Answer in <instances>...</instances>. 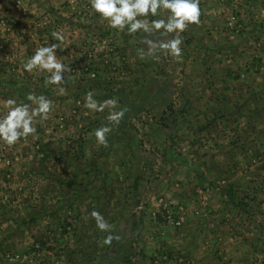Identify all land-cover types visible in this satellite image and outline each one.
Returning <instances> with one entry per match:
<instances>
[{"label":"crops","instance_id":"0c3cea01","mask_svg":"<svg viewBox=\"0 0 264 264\" xmlns=\"http://www.w3.org/2000/svg\"><path fill=\"white\" fill-rule=\"evenodd\" d=\"M216 1L200 0L201 22L198 25L188 26L190 35L194 34L197 40V45L191 47L189 60L183 58L184 56L175 58L163 54L158 59L148 56L140 59L137 49L145 47L141 43L144 34L129 35L126 30L123 33L117 32L121 43L115 41L113 45L115 47L109 48L112 51L109 57L104 58L110 64H113L112 62L118 64L117 73L112 74L114 78L109 77L111 80H106L110 84L99 94H94V99L102 102L116 98L119 107L127 108L128 111L119 125L114 126L113 131L108 135L107 146L99 145L94 135L95 129L108 125L106 117L102 123L93 125L95 120L90 119L78 139H70L66 133H61L67 137L63 138L61 146L67 151L71 147L74 149L68 151L67 156L64 154L65 151L61 152L58 149L61 156L52 158L55 160L51 163L55 167L61 166L58 170L62 174L61 182L55 180L57 173H54L56 171L54 170L49 189L42 192L48 196H62V202L51 200L47 203V207L35 210L37 217L30 220L39 221L35 223L36 226H45L48 222L47 218L39 220L38 217H47L51 211L62 208L70 215L68 218L65 216L68 221L76 219L75 223H78L79 229H82L81 239L89 244V237L85 235L84 228L94 221L90 213L95 210L102 214V196H108V210L112 209V196L116 197L118 195L116 192L119 190L115 185L118 182V168L128 170L124 172L123 177L131 193V198L126 200V215L121 219H109V225L110 222L114 223L111 234L118 235L120 240H113L111 245L102 246L100 239L97 241V247L93 245L87 251L76 253L82 255L77 258L78 261L86 260L87 264H149L156 251L169 257L159 264H264V74H262L264 28L258 26L256 22L254 23L256 26L252 29L247 26L245 20H249V16L245 9L240 8L239 16L243 21L244 32L237 35L240 36V39L237 38L238 41L234 40L235 31L226 25L230 14L227 15V11H223L222 7L214 12L207 11V8ZM232 1L241 3L243 7L246 6L244 8H247L249 2L248 0ZM232 1L219 0L222 4L228 5H233ZM16 2L21 3L23 0H0V7L1 4H7L12 8L10 12H15ZM31 2L46 4L41 10L31 3L33 8L29 12L35 18L39 14L60 18L59 15H64L65 12L59 11L60 6L57 4H76L78 11L72 12L73 15L93 20L96 28L102 31L108 30V26L101 27L105 20L91 9L89 0H31ZM219 2L214 4L215 8L219 6ZM235 13L232 12V15L236 16ZM263 15L261 12L257 17L262 23L264 17L260 16ZM23 16H26L25 9L20 10L18 14L19 18ZM162 16L163 14L158 17L149 16L148 19L162 18ZM19 20L17 19L18 22ZM18 22H15V25H18ZM15 25H11V28L15 29L17 27ZM85 30L87 31L88 28ZM112 30L111 28L109 32L112 33ZM188 30L187 28L186 31ZM45 35H49V31ZM251 37H253L252 41ZM152 38L160 37L156 34ZM37 42H40L39 46L30 44V49L17 44L15 47L22 52L18 56L21 58L13 61L25 63L34 54L36 48L50 44L60 45L56 43L58 42L56 39L48 36ZM183 45L184 40L181 45L182 51ZM250 45L253 49L256 45L261 49L259 52L251 53L247 49ZM115 51L119 53L123 51L125 55L118 53L120 56L118 60ZM8 59L12 60L10 55ZM79 59H67L64 64L75 66L77 69L83 61ZM169 64L171 70L168 73L162 72V67ZM216 65H221L224 74L216 79L212 78L219 84V89L216 87L217 90H214L215 93L185 89V83L190 80L198 81L196 74H192L191 71H189L191 75L187 74L188 66H203L212 70L210 72L212 76V73L218 72L213 70ZM234 66L237 68L233 70L236 74L230 75L229 72L232 70L230 68ZM77 71L80 72L79 69ZM32 73L35 79L44 84L49 75L39 70H33ZM133 74L135 75L132 76ZM167 75L172 76L167 78ZM229 78L238 79L241 83L233 86ZM126 84L129 85L124 86ZM23 88L17 97L24 103H31L26 100L30 93H35L37 96L48 95V91L40 86L34 91V86L30 88L27 81ZM84 89L86 90V87ZM6 91L8 90L0 87V116L6 112L4 101L17 98L16 94H13L16 92L6 93ZM58 96L63 95L58 94ZM200 98L203 101L200 102ZM94 113L101 117V112ZM215 115H224V119L221 117L218 119ZM54 131L59 132L56 129ZM89 132H93L92 138L88 137ZM173 132H180L183 136V140L177 143L180 151L183 150L181 154L175 152L171 154L176 146ZM28 137L21 138L12 146L0 141L1 150L7 153L3 159L7 161L11 158V154L15 155L16 152L19 157L23 156L22 159H25L23 153L26 150V153L30 154L29 160L44 162L50 158L53 149L49 148V152H46L44 148L50 143L60 144L58 140L44 142L39 139H34L30 143ZM98 148L110 150L102 154L99 151L98 154L97 151L100 150ZM74 150L76 155L72 156L70 152ZM183 154L188 158H182ZM103 164L108 165L105 171H102ZM15 169L9 170L15 172L13 175L12 173L8 175L9 172L5 174L0 169V177L5 175V179L9 181L17 175L20 180L30 173ZM37 171L39 172L37 177L30 173L32 178L42 176V171ZM102 177L108 180V182L104 181L103 188ZM97 180H100L98 184H96ZM191 181L195 184H191ZM36 182L37 180L34 179L32 185ZM33 189H37V192L44 196L39 186ZM196 189L202 192L200 197L202 202L196 194ZM33 191L26 195L22 193L20 187L16 191L14 188L12 190L13 193L23 196L26 202V199L33 195ZM116 199L114 207H117L118 198ZM162 199L184 205L185 217L180 226L172 227L157 219L156 200ZM0 201H4L3 198ZM35 201L37 202V198ZM29 205L30 208L31 202ZM6 208L2 207L0 212L2 214L7 212ZM16 209L20 210L21 204H17L16 207L13 203L12 210L16 211ZM5 225L7 224L4 220L0 219V227ZM16 225L17 222L13 218L12 227L7 230V234L0 236V250L4 243L16 240L18 233L20 237L21 233L18 226L16 230ZM66 226H72V223ZM95 227L94 223L92 228ZM40 236L45 239L44 234ZM93 243L95 244V240ZM59 252L62 253V250ZM170 252L176 255L175 258L171 257ZM137 253L142 256L138 257ZM46 258L49 259L48 254Z\"/></svg>","mask_w":264,"mask_h":264},{"label":"rangeland","instance_id":"374dc122","mask_svg":"<svg viewBox=\"0 0 264 264\" xmlns=\"http://www.w3.org/2000/svg\"><path fill=\"white\" fill-rule=\"evenodd\" d=\"M29 1V2H27ZM23 0L21 3H17V10L15 12H10L12 10L11 7H8L7 4H1L2 7H0V87H4L6 90V93L10 92H16L13 94H16V97L18 96L19 91H22L23 86L25 85L26 81L29 82L30 88H33L34 91L37 87H41L43 90L48 91L47 98L50 99L53 102L52 111L49 113L47 119L42 118H36L34 120L33 126L37 128L36 136L28 137L30 138V143L34 139L44 140V142L47 141H59L60 144L50 143L48 144L44 150L46 152H49V148L51 149L50 152V158L48 160L42 161H36L34 162L32 160H29L30 154L23 153L25 155V159H22L23 156L19 157L17 152L15 155L11 154V158H8L7 161L3 159V157L7 154L4 150H1L0 147V169L4 171L5 174L9 172V170H25L27 172L32 173L35 177H37V173H39L37 170H41L42 176L40 178H32V176L29 174H26L23 179L17 178V175H15V178H11V180L5 179L6 176L0 177V199L3 198L4 201H0V210L2 207H7L5 211L2 214L0 212V219H3L5 224L4 227H0V236L7 234V230L12 227L13 224V218H15L17 225L16 230L18 226V230L21 233L20 237L16 236V240L9 241L7 243H4L3 247L0 250V264H87L88 261H78L77 259L79 256H82L81 254L76 255L79 251H87V249L93 245L96 247L98 240H103L104 237L108 234L107 232L100 231L97 227L92 228L94 226L95 221H92L93 223L90 224V226H86L84 228V233L86 236L89 237L90 243H84L82 238V229H79L78 223H75L76 219L73 221H68L67 218L70 216L69 214H66L67 211L60 209H51L53 211L50 212V214L47 217H38L37 219H44L47 218V223L45 226H36L35 223L39 222L36 219L30 220L31 218L34 219L37 217V213L35 210L41 209V207H47V203L51 200L55 202H62V196H52L42 192L45 189H49V186L51 185L50 180L51 176L54 173H57V177L55 180H58L61 182V172L58 170L61 166H52V163L55 159H52L56 156H61V153L58 151V149L61 150V152L65 151L64 154L67 156L68 151L71 149H74L73 147L69 148L67 151L65 147L61 146L63 143V138H67L66 136H63L61 133H66L67 136L70 139H78L80 136V133L84 130L90 122V119H94L95 122L92 123H102L104 118L108 115V112H101V117L97 113H94L84 107V97L88 91H93L94 94H99L103 89L107 88L109 82H106V80H111L112 77L115 76L112 75L116 72L118 64L108 63L107 60H104V58L109 57V53L111 48H114L115 43L118 41V43H121L119 41V34L117 35V32H119L116 29H113L112 33L109 32L111 29L108 25V22L105 21L102 23L101 27L107 28L108 30L102 31V29H98L95 26V23L93 20H88L85 17L78 18L77 16L73 15L72 12H77L76 10V4H67L64 3L60 6L59 11L64 10V15L60 18L58 17H52L47 15H41L39 14L38 17L32 16V14L29 12L30 9L33 8L32 4H34L35 8H40L43 10L46 6L44 2H31V0ZM232 1V0H231ZM247 8H244L246 6H242V4L236 3V1H232L233 5L231 4H222L217 0L215 3H218V7L215 8V3L212 4L207 8V11L212 10L210 12H214L217 8L222 7L223 11H227V15H229L227 18V27L231 28L234 32L233 38L234 40H237V38L240 36H237L238 34L243 33V21L242 18L239 16L240 14V8L245 9L249 20H245V23L247 26L254 28L256 24L258 26L264 28V23L262 21H258L257 17L258 14L263 12L264 14V0H248ZM241 2V0H240ZM32 3V4H31ZM55 6V5H54ZM213 7V9H211ZM26 10V16L18 17V14H20V10ZM50 8V7H49ZM85 8V6H84ZM240 9V10H239ZM51 10H53L51 8ZM236 12L235 15H232V12ZM220 12V11H219ZM245 12V11H243ZM58 15V14H57ZM55 16V15H54ZM256 16V17H255ZM261 18L264 17L260 16ZM17 19H20L19 22ZM15 22H18V25H15ZM96 22V21H95ZM212 22V21H211ZM22 23V24H21ZM15 25V29L11 28V25ZM106 24V25H105ZM20 26V27H19ZM72 27H74L72 29ZM191 27V26H190ZM88 28L86 31L85 29ZM188 31H184L182 33V38L184 40L183 45V55L181 57L190 59L189 54L192 50V46L197 45V40H195V35H190V28L188 27ZM52 30V32H51ZM49 31V35L47 34ZM60 31L65 35L64 41H58L56 43H60L57 48V59L60 60L63 64L64 61L66 62L67 59H77L81 63L79 64L80 72L77 71L75 66H70L69 64L67 66H70L72 69L71 72L65 73L64 75V82L60 86L56 85H48L43 83L42 81H38L35 79V75L33 73H29L23 70V64L24 63H18V65L14 66L16 63L13 61L15 59H20L18 57L22 52H19L17 48L15 47L17 44L24 45L25 47L29 48L30 44H34L35 46H39L40 42H37L39 40H42L46 36L51 37L55 39L52 36L53 32ZM102 31V32H101ZM97 33V34H94ZM121 34V33H120ZM45 35V36H44ZM121 36V35H120ZM250 37V36H249ZM206 38H204L205 41ZM238 39V40H239ZM34 40V41H33ZM237 40V41H238ZM253 40V37H251V41ZM116 41V42H115ZM199 41V40H198ZM42 42V41H41ZM11 43V44H10ZM240 43H238L239 45ZM256 48H252L250 45V48H247L249 52L257 51L259 52L261 47L255 46ZM252 48V49H251ZM30 49V48H29ZM119 50V49H118ZM117 53L118 60L120 58L119 54L125 55L123 51L119 53V51H115ZM119 53V54H118ZM129 54V53H128ZM10 55L11 61H9L8 56ZM253 55V54H250ZM72 56V57H71ZM101 57V58H99ZM124 59L127 60V58L124 56ZM172 59V58H171ZM14 62V63H13ZM171 64L167 66L162 67V72L168 73L171 70ZM221 65H216L213 67L214 71H218L215 73H212V76L210 75V72L212 70L206 69L203 66H194V67H187V74H189L191 71L192 74H196L197 76V82H192L191 80L187 83H185V89L186 90H195V91H209L212 93H215L217 89H219V84L214 81L212 78H217L222 76L224 74V70L221 69ZM225 68V67H224ZM226 69V68H225ZM232 69L229 74L234 75L236 72L233 70H236L237 68L231 67ZM139 70V69H138ZM264 71V69L262 68ZM91 72V74H90ZM135 72V70H134ZM256 71H254L255 73ZM260 72V70H259ZM106 73V74H102ZM68 74H71L70 76ZM80 74V75H79ZM264 74V72H262ZM131 75V74H129ZM133 74L132 76H134ZM88 76V77H87ZM172 76V75H167ZM11 79V80H10ZM10 80V81H9ZM229 80L233 83V86H235L237 83L240 84L241 82L238 81V79H232L229 78ZM87 84L85 85V83ZM126 83V81H124ZM205 82V83H203ZM102 84V85H101ZM129 84H126L124 86H128ZM58 87H64L66 89V95H63L61 97L58 96ZM86 87V90L84 89ZM217 87V89H216ZM243 88V86H241ZM215 90V91H214ZM11 93V94H12ZM54 94V95H53ZM116 99V98H112ZM17 102H21L20 98H16ZM200 102L203 101L201 98L199 99ZM119 102V101H118ZM205 102V101H204ZM203 105V104H202ZM107 110V109H106ZM171 111V110H170ZM223 111V110H222ZM218 119L221 117V119H224V115L219 116L215 115ZM98 117V118H96ZM168 120V119H167ZM227 120V119H226ZM181 122V119H180ZM185 123V121H184ZM183 123V124H184ZM179 124V123H178ZM224 124V123H223ZM58 125V126H57ZM59 132H55L54 130ZM88 130V128H87ZM140 132V131H139ZM175 135V147L172 149V153L174 152L176 154H181L182 151H180L179 147H177V143L183 140V136L180 134V132H173ZM88 137H93V132H89ZM204 139V137H203ZM33 148V147H32ZM35 148V146H34ZM77 148H75L76 150ZM100 150L97 151V153L100 154L104 153V151H109V148H98ZM102 149V150H101ZM126 149V148H125ZM177 149V151H176ZM71 151L70 154L72 156L76 155V151ZM31 152V150H30ZM28 152V153H30ZM82 154V153H80ZM86 154L89 153L86 151ZM127 155V154H125ZM181 156V155H180ZM182 158H188L184 154L181 156ZM132 158V157H131ZM128 161V160H127ZM62 163V162H59ZM129 163V162H128ZM63 165V164H62ZM113 166V165H112ZM128 166V165H127ZM108 165L105 164L102 165V171L107 169ZM113 169V167H112ZM54 170H56L54 173H52ZM122 170V171H121ZM133 170V167L131 168ZM128 171V170H127ZM126 169H122L121 167L118 168V182L115 184L116 187L118 186L119 190L116 192L118 194L116 197L112 196L111 202H112V209L108 210L109 208V199L108 196H102V208L103 212L102 215L104 216L105 220L109 224V219L116 218L121 219L126 215V208L125 205L127 203V199H130V190L129 185H127L126 181L123 180V177L125 175L124 172H127ZM12 173L15 174L14 171L9 172L8 175ZM37 180L35 185L33 181ZM107 179L102 177V188L103 183ZM8 181V183H7ZM100 180L96 181V184L99 183ZM191 184H195V182L191 181ZM89 185V184H88ZM36 186H39V190L41 189V192L44 196H41V193L37 192V189H33ZM20 187L23 194H28V192H32L33 195L31 198H27V202L25 201L23 196H20V194L17 195V193H13V188L15 191L17 188ZM6 188V189H2ZM201 191L200 188H197ZM196 189V194L198 195V198L202 196V192H199ZM195 192V191H194ZM37 198V202L35 201ZM48 198V199H46ZM118 203L116 204L117 207H114V200H117ZM42 199L38 202V200ZM141 199V198H140ZM31 202V207L29 208V202ZM158 202V209L156 211V217L159 221L161 219L157 216V213L162 208L161 204L165 203L169 206V208H173V210L177 207L184 210V205L179 204L176 201L172 203L162 200H156ZM200 202L201 198H200ZM199 202V203H200ZM13 203L21 204V209L16 211H13ZM177 203V204H176ZM54 204V203H52ZM173 206V207H172ZM202 206V204H201ZM62 207V206H60ZM175 207V208H174ZM34 209V210H33ZM42 211V210H40ZM41 213V212H40ZM193 214L196 215L195 212ZM77 217V216H76ZM184 217H185V210H184ZM24 221V223L21 224V221ZM184 220V218H183ZM64 222V223H63ZM162 222V221H161ZM183 222V221H182ZM20 223V225H18ZM72 226H66V224H71ZM164 224H167L172 227H178L171 225L170 222H163ZM60 224V225H59ZM113 222H110L111 226V232L113 231ZM96 226V224H95ZM44 234L45 239H42L40 235ZM36 236V237H35ZM72 240V241H71ZM75 240V241H74ZM93 240H95V244L93 243ZM12 244V245H11ZM84 244V245H82ZM62 250V253L59 252ZM66 250V251H65ZM156 249H154L155 251ZM47 251V252H46ZM49 252V253H48ZM48 258L47 259V254ZM155 256H152L151 262H148L149 264H159L161 259V256L166 255V259H169L167 254H159L155 251ZM158 253V254H157ZM171 253V252H170ZM45 255L46 257L44 258ZM62 256V257H61ZM138 257H141L137 253ZM175 254L171 253V257L175 258ZM158 259V262L155 263ZM164 259V260H166ZM69 260V262H68ZM74 262V263H70Z\"/></svg>","mask_w":264,"mask_h":264},{"label":"clouds","instance_id":"9594fccd","mask_svg":"<svg viewBox=\"0 0 264 264\" xmlns=\"http://www.w3.org/2000/svg\"><path fill=\"white\" fill-rule=\"evenodd\" d=\"M91 9L103 20L108 22L112 29L129 35L143 33L141 43L144 48L137 49L140 59L146 56L158 59L161 54L179 58L182 55V33L189 25L200 24V0H89ZM162 18L151 19L148 17ZM159 34L158 39L152 37ZM57 41H64L65 35L60 31L52 33ZM170 37V38H169ZM57 44L36 48L34 54L23 64V70L33 72L39 70L49 75L45 81L48 85L60 86L64 82L65 73L71 72L57 59ZM59 95H66L64 87H58ZM26 100L31 103L20 102L14 98L4 101L6 112L0 116V141L8 146L15 145L21 138L34 136L37 129L33 126L36 118L47 119L52 111L53 102L44 95L35 93L27 95ZM84 107L92 112L108 110L106 121L108 125L101 126L94 131L99 145L107 146V137L118 126L127 108H120L116 99H106L98 102L94 99V92L88 91L84 98ZM96 227L109 233L100 242L101 245H111L113 240L119 241L118 235L111 234V226L104 216L93 210L90 213Z\"/></svg>","mask_w":264,"mask_h":264},{"label":"built area","instance_id":"2783aa9c","mask_svg":"<svg viewBox=\"0 0 264 264\" xmlns=\"http://www.w3.org/2000/svg\"><path fill=\"white\" fill-rule=\"evenodd\" d=\"M161 207L162 208L157 213V216L161 219L162 222H165V223L170 222L171 225H174V226H178L182 223L183 218H184L183 208L179 210V208L177 209L176 207L173 210V208L170 209L169 206L166 205L165 203H162ZM166 258H167L166 255H164V256H161L160 260H164ZM154 262L157 263L158 259Z\"/></svg>","mask_w":264,"mask_h":264},{"label":"trees","instance_id":"16d2710c","mask_svg":"<svg viewBox=\"0 0 264 264\" xmlns=\"http://www.w3.org/2000/svg\"><path fill=\"white\" fill-rule=\"evenodd\" d=\"M169 258V257H168Z\"/></svg>","mask_w":264,"mask_h":264}]
</instances>
